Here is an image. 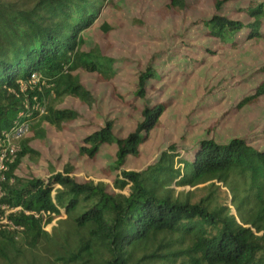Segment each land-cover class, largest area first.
Wrapping results in <instances>:
<instances>
[{
  "label": "trees",
  "instance_id": "16d2710c",
  "mask_svg": "<svg viewBox=\"0 0 264 264\" xmlns=\"http://www.w3.org/2000/svg\"><path fill=\"white\" fill-rule=\"evenodd\" d=\"M188 1L168 0L167 7L180 11ZM225 1L215 0L216 9ZM40 4L49 6L51 19L37 23L39 13L32 11L26 29L12 17L10 33L0 31V140L16 120L28 122L32 133L20 138L14 155L2 161L0 260L5 264H264V147L244 138L222 144L204 139L185 155L170 146L144 170L122 169L128 156H138L139 145L165 110L164 103L145 104L142 120L124 138L115 136L113 121L84 137L79 150L90 158L102 145H116L114 169L119 174L113 191L104 182L78 181L68 168L48 179L16 174L23 157L39 155L30 143L43 139L46 132L37 125L61 129L78 117L71 109L55 106V99L73 96L92 106L91 93L74 72L81 69L110 78L116 74L111 58L98 49H82V32L93 24L98 10L108 6L105 0H39ZM241 12L251 21L214 14L203 22L207 34L226 44H233L239 33L246 39L264 38V0L249 3ZM54 17L61 20L55 22ZM109 28L104 25L103 30ZM260 70L264 73V65ZM157 77L147 67L138 77L135 95L145 100L148 82ZM263 95L264 80L240 106ZM217 183L229 190L230 206L217 202L213 192L195 200L189 191L176 190L202 184L211 190ZM125 187L127 193L116 191ZM61 210L65 217L58 226L52 232L45 230ZM40 244L46 245L43 259L31 254Z\"/></svg>",
  "mask_w": 264,
  "mask_h": 264
},
{
  "label": "rangeland",
  "instance_id": "374dc122",
  "mask_svg": "<svg viewBox=\"0 0 264 264\" xmlns=\"http://www.w3.org/2000/svg\"><path fill=\"white\" fill-rule=\"evenodd\" d=\"M38 1L0 0V31L10 33L12 17L26 29L25 21L32 11L39 13L37 23L51 19L49 6L38 5ZM254 1L260 0H227L217 10L215 0H189L186 8L173 11L167 7L168 0H105L108 6L98 10L93 24L82 32V49H98L111 58L115 76L76 70L74 73L92 95V106L73 96L52 100L58 108L77 112L78 117L61 129L46 123L37 125L46 132L43 139L30 143L39 155L23 157L16 174L48 179L68 168L78 181L104 182L113 191V181L119 174L114 169L116 145H102L93 158L82 155L79 149L85 145L84 137L107 121H113L117 138L129 135L142 120L140 111L145 104L164 103L165 110L147 140L139 145L138 156L126 158L124 170H144L170 146H175L180 156L185 155L204 139L222 144L244 138L263 148L264 95L253 103L240 104L264 80L260 70L264 65V38L246 39L239 33L233 44H226L209 36L203 23L214 14L248 23L251 20L241 10ZM104 25L110 28L104 31ZM147 67L158 77L148 82L147 96L142 100L135 93L138 77ZM31 135L28 130L12 142L17 146L20 138ZM206 185L176 190L189 191L195 200L213 192L217 202L230 206L226 186L217 183V188L209 190ZM116 191L127 193L128 189ZM230 209L235 213L233 206ZM64 217L61 210V216L45 230L52 232ZM31 254L46 258V245H38ZM0 264L5 262L0 260Z\"/></svg>",
  "mask_w": 264,
  "mask_h": 264
},
{
  "label": "built area",
  "instance_id": "2783aa9c",
  "mask_svg": "<svg viewBox=\"0 0 264 264\" xmlns=\"http://www.w3.org/2000/svg\"><path fill=\"white\" fill-rule=\"evenodd\" d=\"M31 78L34 79V75H32ZM28 130V122L16 120L10 128V131L3 134V139L0 140V181L3 178L1 170L3 168L2 161L4 157L6 155H14V153L17 151V147L15 143L12 142V139H18L19 137L25 135ZM2 222H4V220H2Z\"/></svg>",
  "mask_w": 264,
  "mask_h": 264
}]
</instances>
